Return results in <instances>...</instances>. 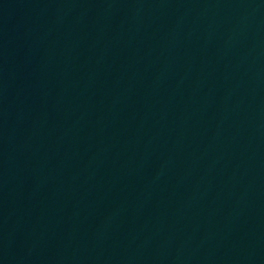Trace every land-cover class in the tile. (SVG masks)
I'll use <instances>...</instances> for the list:
<instances>
[{
	"label": "water",
	"instance_id": "95a60500",
	"mask_svg": "<svg viewBox=\"0 0 264 264\" xmlns=\"http://www.w3.org/2000/svg\"><path fill=\"white\" fill-rule=\"evenodd\" d=\"M0 188L57 264H264V0H0Z\"/></svg>",
	"mask_w": 264,
	"mask_h": 264
}]
</instances>
